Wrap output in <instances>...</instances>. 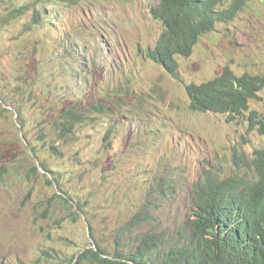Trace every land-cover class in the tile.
I'll use <instances>...</instances> for the list:
<instances>
[{"label":"rangeland","instance_id":"1","mask_svg":"<svg viewBox=\"0 0 264 264\" xmlns=\"http://www.w3.org/2000/svg\"><path fill=\"white\" fill-rule=\"evenodd\" d=\"M157 2L0 0V264H68L96 245L112 254L146 205L153 218L125 238L132 246L142 231L183 235L195 185L234 176L235 151L249 161L264 146L246 115L192 110L185 87L225 66L264 75V0L216 22L176 74L146 57L163 29ZM250 109L263 113L264 89ZM68 110L84 120L64 138Z\"/></svg>","mask_w":264,"mask_h":264},{"label":"trees","instance_id":"2","mask_svg":"<svg viewBox=\"0 0 264 264\" xmlns=\"http://www.w3.org/2000/svg\"><path fill=\"white\" fill-rule=\"evenodd\" d=\"M247 1L231 0L223 8L222 0H158L150 14L163 29L155 46L147 49L146 57L176 74V57L190 56L203 34L212 31L216 22L231 20ZM24 9H13L10 15L17 17ZM36 15L34 23L38 22ZM185 87L192 110L224 114L227 119L246 115L249 129L264 136V111L259 114L250 109V102L264 89V75L237 76L225 66L212 79ZM83 120L81 112L77 115L68 110L55 132L69 138ZM234 155L240 162L234 176L206 174L193 188L189 230L183 235L169 237L165 230L142 231L132 246L125 238L153 218L152 206L146 205L117 230L112 254L100 245L91 246L68 264H264V146L254 149L249 161L237 151ZM41 166L45 168V164ZM244 168L250 174H241ZM47 182L53 181L49 178ZM55 195L70 204L65 195Z\"/></svg>","mask_w":264,"mask_h":264},{"label":"bare ground","instance_id":"3","mask_svg":"<svg viewBox=\"0 0 264 264\" xmlns=\"http://www.w3.org/2000/svg\"><path fill=\"white\" fill-rule=\"evenodd\" d=\"M255 100V99H254ZM262 114V113H261Z\"/></svg>","mask_w":264,"mask_h":264}]
</instances>
